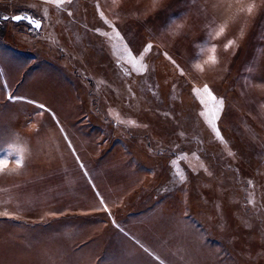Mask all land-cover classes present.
<instances>
[{
    "label": "rangeland",
    "instance_id": "rangeland-1",
    "mask_svg": "<svg viewBox=\"0 0 264 264\" xmlns=\"http://www.w3.org/2000/svg\"><path fill=\"white\" fill-rule=\"evenodd\" d=\"M97 3L134 55L148 42L156 45L143 61L146 71L139 73L132 65L117 62L122 44L113 47L115 40L95 31H112L100 18ZM255 3L254 13L247 16L237 14L235 7L226 10V0H162L155 11L151 0H140L141 21H136L125 17L137 0H124L119 8L112 0H72L63 8L43 0H0V142L5 141L0 148L6 151L7 144L14 143L23 154L35 152L27 162L25 171L29 172L43 163L36 159L40 155L58 158L45 161L47 168L42 166L39 171L51 184L43 181L39 185L42 178L33 174L26 186L12 183L5 189L0 185V212L10 214L0 216V264H87L86 257H76L71 250V237L87 230L91 218L102 220V216L84 207H95L85 172L98 187L97 175L105 174V198L115 194L121 201L134 191L145 197L142 203L157 200L158 217L179 218L181 224H174L178 228L189 223L190 232L180 236L181 244L193 233L187 239L191 246L203 248L214 256L216 264H264V2ZM24 13L41 20L39 31H30L26 22L3 20ZM170 13L178 18L168 29L165 21ZM178 24L183 28L173 36ZM221 26L225 32L216 37ZM208 35L210 43L205 42ZM231 38L238 47L225 51L224 44ZM212 44L217 45L218 63L205 64L201 72L196 65L212 55ZM163 52L176 61L184 75ZM75 64L79 76L74 74ZM205 83L215 96L224 99L217 121L223 141L207 122L212 105L206 108L201 103L208 100L207 94L192 91L193 86L202 89ZM111 89L116 93L110 104ZM128 90L135 95L127 98L125 113L117 99ZM91 93L107 105L110 121L102 119V113L87 112ZM9 94L35 103L11 100ZM39 104L53 110L54 119L66 127L58 126L67 140L70 132L71 147ZM202 111L205 117L200 116ZM113 119L118 124H113ZM35 125L40 126L35 140L23 146L19 131ZM123 126L135 135L124 132ZM194 132L202 139L187 140ZM168 143L176 146L160 153L161 146ZM13 167L10 158L9 169ZM9 172L0 173V181ZM17 172L11 173L14 178ZM181 176L186 177L183 183ZM54 183L62 192L59 208H50L55 205ZM73 188L86 191L88 202L77 204ZM46 197L52 200L44 208L41 202ZM250 198L254 203H248ZM156 231L161 232L160 228ZM171 240L158 243L166 242L167 247Z\"/></svg>",
    "mask_w": 264,
    "mask_h": 264
},
{
    "label": "crops",
    "instance_id": "crops-1",
    "mask_svg": "<svg viewBox=\"0 0 264 264\" xmlns=\"http://www.w3.org/2000/svg\"><path fill=\"white\" fill-rule=\"evenodd\" d=\"M3 86L5 87L6 85ZM38 112L40 113L41 110H38ZM47 112L50 113L51 118L55 123V127L58 130V133L62 135L63 132L61 129L65 126L63 127L62 124L59 125L58 122L54 119V115L52 114L53 110ZM58 126L61 129L58 128ZM39 127L40 126L35 125L33 129L25 127L23 131H19L22 139L21 144L23 146L26 145L27 147L31 144V140H35L34 136ZM68 134V140L65 135H62V139L67 142V147H69V143L71 144L70 137L73 138L70 132H68ZM4 142L5 141H1L0 146H3L5 144ZM25 152H27V148ZM34 153L35 152L30 151L29 153H24V167L18 169V171L20 172H17L16 178H14L13 176L15 173L11 174L12 172H9V174H4L3 177H1L2 180L0 181V185H3L5 189H8L10 186H12V183H21L26 186L27 179L30 178L33 174L40 175V177L42 178L39 185H41L43 181L46 182V184H51V182L46 181L47 179L44 176L42 177L41 174H39V171L42 169V166L43 170L47 168L45 161H58V158L56 156L46 158V156L41 157L40 155L36 159L40 163L43 162V165L38 164L35 169L33 168L35 172L30 171V173L29 171L25 170L27 169V162L32 159L31 156ZM72 158H75V156H73ZM77 164L79 163H76V165ZM81 170L80 173L83 174ZM86 173L87 175L83 174V177H85V184L87 186V189L89 191L91 190L92 197L89 196V198L95 201V204H93L95 205V207H92V205H90L91 207H86V205H84V207L92 208L93 211L99 212V215L101 214L102 216V220L91 218V226L87 230L76 233L78 235L74 234L75 237H71V250L75 252L76 257H86L88 259L87 264H143L144 261L145 264H160L161 261H163V264H216V261L213 262L214 256L212 257L211 254H207V252H205L203 248L199 247L198 245L195 246L196 244H192L191 246V244L189 243L190 240L187 239H190V235H192L193 233H188L189 235L187 234L188 236H186V242L181 244L180 236L184 235L185 231L190 232V226L188 222H183V225L185 226L182 225L181 228H178L174 226V224H181L178 217V219H175V217L173 216L170 218L168 216L158 217L157 213L159 210V206L158 204H156L157 202L153 206H151L150 204L152 199H147L148 201L145 200V202L142 203L145 197H142L141 194L138 195L134 191L128 192V194L125 195L124 199L121 198V201H119V198L116 197L115 194L110 196L109 199V196H107V200L102 194L107 184L105 174L100 172L97 175V180L100 184V186L98 187L97 185H95L94 179L90 178L89 173ZM93 185L95 186V188H93ZM55 186L56 187L52 189L56 195L55 198H53V202H55V205L50 206L49 204H47L52 199L48 200V198L46 197V199H43V201L41 202L44 204V208L49 206L50 208L61 207H58L57 204H59L58 199L62 198V192L56 184ZM30 188L31 187H26L25 189ZM37 188H39V186ZM73 189L77 204L83 205V203L88 202V197L85 196L86 191L80 192V188H78V190L77 188ZM97 192H99L100 197L103 198L104 203L107 204L108 209L111 210V217L106 211L103 210V205L100 203V199L96 195ZM43 194L46 195V193ZM61 201L64 202L65 199ZM133 202H137V204H134ZM145 204H147L146 206H149V208H145L144 210H142V207L145 206ZM113 219L115 220V225L113 224ZM64 225L66 226L67 223H64ZM158 228H160L161 230L160 234H158L156 231L158 230ZM65 230L66 229L64 228V231ZM202 237L206 239L205 236L202 235ZM166 239H172V244H169L166 247V242L158 243V241H164ZM181 246H183L184 248L182 251H179L178 248ZM54 255H57V253H55ZM156 257H159V260H157ZM210 257H212V260L210 259Z\"/></svg>",
    "mask_w": 264,
    "mask_h": 264
},
{
    "label": "snow or ice",
    "instance_id": "snow-or-ice-1",
    "mask_svg": "<svg viewBox=\"0 0 264 264\" xmlns=\"http://www.w3.org/2000/svg\"><path fill=\"white\" fill-rule=\"evenodd\" d=\"M43 2L45 4H50V5H54L56 8H63L65 4H71L72 0H43ZM124 2V0H112L113 5H115L117 8H119L121 6V4ZM140 0H137V6L132 8V9H128L126 11H128L129 16L125 17V19L127 18H132L136 21H141V12L142 10L138 7ZM194 2V0H193ZM262 2H264V0H262ZM151 4H152V11L157 10L158 8L161 7L162 4V0H151ZM233 7H235L236 13L237 14H245L247 16H251L257 5L255 3V0H248V2L246 3V0H226V10H231ZM96 9L97 12L100 16V18L104 21L105 24H107L110 28H111V32H101L100 28H96L95 31L97 33H99L102 36L108 37L109 39H113L116 41L115 44H113V47H118L119 45L122 44L123 46V51L120 53V56L117 57V62L120 64L123 63H127L133 66V71H137L139 73H142L144 71L147 70V65L143 64V61L145 59V57L149 54L152 53L154 47H156V45H154L151 42H148L147 44H145L143 46V49L141 51H139L138 55H134L132 52V49L128 47L127 43L124 41V37L121 35L120 31L116 28L115 23H113L112 21H109L106 17L103 11H100V5L99 3L96 4ZM69 15H71V12L68 13ZM183 15V14H181ZM121 17L119 16V14H117L116 19L119 20ZM178 17L174 14H169L167 20L165 21V27L168 29H171L172 24L175 23L176 19ZM11 19L12 21L15 22H26L27 25L30 26V31H39L41 29V20L35 18L32 15H26V14H20V15H13L11 17L9 16H4L3 20L7 21ZM183 28V25H176V29L177 31L172 32V35L175 36L178 34V30ZM163 30V29H162ZM225 32V27L221 26L219 31L216 32V37H220L224 34ZM244 35V31L243 29H241L240 32V36L241 38ZM212 40V37L210 35L205 37V42L206 43H210ZM234 45H236V40L235 38H231L227 40V43L224 44V50L228 51L230 48H232ZM236 47H238V45H236ZM217 49V45L216 44H212L211 47V51H212V55L203 62V64H197L196 67L203 72L204 71V65L205 64H216L218 63L217 57L215 55ZM234 54V53H233ZM164 57L176 68L179 70L181 75H184V71L183 69L180 68V66L176 63V61L168 55L167 52H163ZM140 65V67L137 69L136 65ZM130 74V73H128ZM173 87H175V85H173ZM194 94L199 95L201 92L207 94L208 96V100L207 101H201L202 104L205 105V107L207 108L208 104L211 103L212 105V109L209 110V112L207 113V115H209L211 118L207 120V122L210 124L211 128L213 129L215 136L217 137V139L223 141L224 138L220 133V129L217 126V121L220 119V114L223 113L224 110V99L223 97H217L213 94L212 90L209 88L208 84H204L202 89L201 88H197L195 86H193L192 89ZM9 99L11 100H16V101H26L28 103H35V101L33 100H29L27 97L24 96H16L14 94H9L8 96ZM39 109H41L42 111H50L49 109L45 108L44 104H39L38 105ZM200 116L205 117L206 113L205 112H200ZM129 124H134V121H128ZM69 147H71V144L69 143ZM24 150L19 148L16 144L14 143H8L7 144V150L5 151L4 149L0 148V173H4L6 171H11V172H17L18 169L23 168L24 167V162H25V157L23 155ZM229 155H233V153L229 152ZM10 158L14 159V164L15 167L9 169V163H10ZM77 160H79V157L77 156ZM173 164L176 163V161H172ZM81 168H83V164L80 165ZM209 175H211V173H208ZM85 175H87V173L85 172ZM186 177L185 176H181L180 180L183 183L185 181ZM249 185H252V181L249 180L248 181ZM93 188H95V186L93 185ZM96 195L99 197L100 199V203L103 205V210L106 211L108 213V215L111 217V210L108 209L107 204L104 203L103 198L100 197L99 192L96 193ZM249 204L254 203L253 199H249L248 200ZM217 207H219V205H217ZM85 215H87L88 213H84ZM52 215H55V213H52ZM0 216H10L9 212L7 211H2L0 212ZM113 224L115 225V220L113 219ZM157 260H159V257H156ZM160 264H163V261L160 262Z\"/></svg>",
    "mask_w": 264,
    "mask_h": 264
},
{
    "label": "trees",
    "instance_id": "trees-1",
    "mask_svg": "<svg viewBox=\"0 0 264 264\" xmlns=\"http://www.w3.org/2000/svg\"><path fill=\"white\" fill-rule=\"evenodd\" d=\"M113 62H114V65H115V68H116V70L119 72V73H121V75H123L122 74V71H121V68L117 65V63L113 60ZM76 65V64H75ZM75 68H74V74H75V76H79L78 75V72H79V66H74ZM90 71H93V69H91ZM89 73H91V72H89ZM85 76H87V75H85ZM77 78V77H76ZM88 81H89V86L91 87L93 84H92V82H91V79H90V77H88V79H87ZM71 81V80H70ZM116 89H119V88H116ZM92 91V90H91ZM120 91V90H119ZM129 91V90H128ZM116 93V90H114V89H111L110 90V95H108V97H109V101H110V104L111 103H113L112 102V100L115 102V100H114V94ZM128 93V92H127ZM125 94V96L124 97H122V99L120 98H118L117 100L119 101V102H121V103H123L122 104V106H123V108L121 109L123 112H125V113H127L126 111H125V107H126V103L127 104H129V99L127 100V98L130 96V95H135V92H133L132 90L131 91H129V93L128 94ZM131 97V96H130ZM119 103H117V105H118ZM113 105V104H112ZM105 107H106V109L108 108L107 107V105L106 106H104V103H103V100L102 99H98L97 98V94H94V93H91V106L90 107H87V112L89 111V113H93L95 116H98L99 115V113H102L103 115H101V117H102V119H106L107 121H110L112 118L110 117V115H109V112L107 111H105ZM107 114V115H106ZM83 117V116H82ZM112 122H113V124H118V122L116 121V120H112ZM122 127V126H121ZM126 126H123V128L124 129H122L124 132H127L126 131V128H125ZM128 131L129 132H127V133H129V134H131L130 136H133V135H135V132H132L131 130H129L128 129ZM142 135V137H144V138H146V139H149V137H146V136H144L143 134H141ZM187 137V140H189V141H191V140H194V139H202V137L200 136V133L199 132H194L193 133V135H188V136H186ZM170 138V137H169ZM171 138H173V139H176L174 136H171ZM194 138V139H193ZM173 145H171V144H166V146L165 147H163V145L161 146L163 149H160L159 151H160V153H163L164 152V150H167V149H169L170 147H172V146H176V145H174L175 143H172ZM177 144V143H176ZM167 148V149H166ZM225 149V148H224ZM148 201V200H147ZM157 201V200H156ZM156 201H151V206H153L155 203H156ZM148 204V203H147ZM147 204H145V206L147 205ZM143 206L142 207V210H144L145 208H149V206ZM210 212H211V208H210ZM220 222V226H221V223H222V221L220 220L219 221ZM75 224V223H74ZM252 224V223H251Z\"/></svg>",
    "mask_w": 264,
    "mask_h": 264
},
{
    "label": "water",
    "instance_id": "water-1",
    "mask_svg": "<svg viewBox=\"0 0 264 264\" xmlns=\"http://www.w3.org/2000/svg\"><path fill=\"white\" fill-rule=\"evenodd\" d=\"M24 14H26V15H30V14H27V13H24ZM16 15H20V14H16Z\"/></svg>",
    "mask_w": 264,
    "mask_h": 264
}]
</instances>
